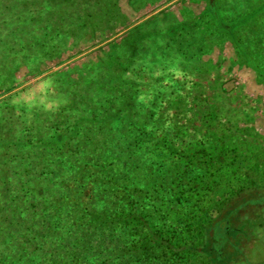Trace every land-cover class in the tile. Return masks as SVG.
Listing matches in <instances>:
<instances>
[{
  "label": "trees",
  "instance_id": "obj_1",
  "mask_svg": "<svg viewBox=\"0 0 264 264\" xmlns=\"http://www.w3.org/2000/svg\"><path fill=\"white\" fill-rule=\"evenodd\" d=\"M74 1L9 0L11 37L34 39L37 61L79 37L69 27L82 7L125 23L117 0ZM225 6L131 26L77 77L56 74L49 105L19 95L32 85L11 92L14 70L0 69V264H237L235 214L264 204V188L244 192L264 181V137L249 125L260 101L225 88L230 68L201 55L228 41L264 83V0L245 2L252 23ZM201 156L209 181L196 173ZM245 221L248 233L263 227Z\"/></svg>",
  "mask_w": 264,
  "mask_h": 264
},
{
  "label": "rangeland",
  "instance_id": "obj_2",
  "mask_svg": "<svg viewBox=\"0 0 264 264\" xmlns=\"http://www.w3.org/2000/svg\"><path fill=\"white\" fill-rule=\"evenodd\" d=\"M8 1L9 0H0V69L4 71H9L11 69L14 70L12 72L13 80L11 83L15 89L11 92L15 90L19 91L24 86L32 85L30 86L29 91L22 90L19 95L21 97H29L33 100L36 98L38 99V96L36 95L37 93H41V100H43L48 105L51 104V102L48 101L47 97L42 93L46 92L47 88L51 89V83H54L57 86L58 83L55 80L56 74H58L59 72H68L71 76L77 77L78 73L76 71H78L79 69L82 70V66L87 61L92 58L96 59L98 52L99 56L102 55L103 51L101 50L106 48L110 41L114 39H122L123 36H125V34L128 32V30L132 29L131 24L133 21L132 16L129 14V12L128 14H125L123 11L119 10L122 17V22H128L119 23L120 25L118 24L114 28L113 23H107L108 19L105 11L97 10L92 12L90 16H87L82 12L84 10V8L82 7V11H80L78 14L80 18H78L79 16L73 15L70 11H68L65 14V18H69V16L71 15H73L74 17L72 19L74 22L73 25L69 27V32L78 34L79 37H71L68 42L69 46L66 47L65 45L63 46V49H61L62 46L56 47L55 45V49L57 51L56 55L60 54L58 57L53 56L51 58H48L45 56L40 57L37 61H35L34 56L39 53L37 50L34 51L31 48L35 46V40L21 39L19 42H17L19 40V37H11L12 33L10 34L9 32L10 26L6 24V22H9L11 20L14 13V11L12 10L15 5L12 4L14 2L8 3ZM123 1L124 0L120 1L121 5ZM63 2L64 0H59L58 5L63 4ZM75 2L76 0L71 4V6H73ZM257 12L259 11L257 10L255 14L259 15ZM253 15L254 14L245 15L243 21L247 20L252 23L251 16ZM259 17L261 18L260 15ZM80 21L86 22L85 28H83V26L79 27L81 29L77 27ZM83 31L89 32L92 37L86 35L84 38L81 37V39H77L80 38ZM15 42L19 43V46H15L13 50H10V45H15ZM25 44L27 46H24ZM40 49L42 50V47H40ZM201 56L203 62L214 63L219 61L220 59L223 62L222 68H230L231 75H228L229 77L224 83L225 88L231 89L234 87H238L241 89V92L245 96H248L247 98H244L245 100L258 99L260 101V106L257 107V109L252 113L251 123L249 125L254 128V130L257 132V135L264 137V83L258 81L253 68L248 66L246 63H243V60L239 59L234 45L229 43L228 41L220 42L218 40L210 50L203 51V54ZM93 59L91 60V62L94 61ZM51 73V76L43 80L44 77H47V75ZM209 79L211 80V78H208V89L216 88L217 85L211 84L209 82ZM0 84H5V82H0ZM0 87L2 86L0 85ZM256 141L262 142L264 141V138L256 139ZM210 163L211 162L209 160L206 161L205 158L201 156V161L198 164V168H196V173L201 174V178L204 181H209V179H211L212 177L210 176L211 172L205 171L206 168H209ZM225 182L228 183L226 180ZM226 183H224L223 180L218 177L214 181V185H218V188H220L221 192L223 190H228V186ZM254 187L264 188V181L261 184L257 183L253 187L246 188L248 190L244 192L255 190L250 189ZM252 251L250 260L251 264H264V243L262 242L261 245H259L255 250Z\"/></svg>",
  "mask_w": 264,
  "mask_h": 264
},
{
  "label": "crops",
  "instance_id": "obj_3",
  "mask_svg": "<svg viewBox=\"0 0 264 264\" xmlns=\"http://www.w3.org/2000/svg\"><path fill=\"white\" fill-rule=\"evenodd\" d=\"M120 1L122 0H117L119 10L125 14L129 12L132 16L133 22L131 26L139 25L146 21L151 24L155 21L157 26L159 24L169 26L176 22L183 24L186 21L192 23L197 22L200 18L205 19L202 17H205V13L212 12L211 9L218 13L217 5L223 7L226 4L224 10L227 18L229 16V20L244 16V4L247 0H225L223 5H216L217 0H124L122 5ZM255 1L252 0V2ZM212 3L213 5H211ZM250 8L254 9L255 7L251 4ZM127 22L125 21V23ZM215 39H220V36L216 34Z\"/></svg>",
  "mask_w": 264,
  "mask_h": 264
},
{
  "label": "flooded vegetation",
  "instance_id": "obj_4",
  "mask_svg": "<svg viewBox=\"0 0 264 264\" xmlns=\"http://www.w3.org/2000/svg\"><path fill=\"white\" fill-rule=\"evenodd\" d=\"M235 215L237 219H243L242 225H244L242 232L237 235V237L239 236V240L242 242V248L239 247L242 253H238V257H241L242 259L237 258L235 263L251 264L250 260L252 256L251 253L253 252L252 250H255L262 244V242L264 243V204H261L259 207H255V205H248L241 210L239 209ZM245 217L248 218V220H251L255 225H261L263 227H258L255 232L248 233L251 228L250 223L245 221ZM237 224H239L238 221ZM245 237H247V239Z\"/></svg>",
  "mask_w": 264,
  "mask_h": 264
}]
</instances>
